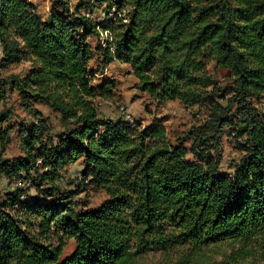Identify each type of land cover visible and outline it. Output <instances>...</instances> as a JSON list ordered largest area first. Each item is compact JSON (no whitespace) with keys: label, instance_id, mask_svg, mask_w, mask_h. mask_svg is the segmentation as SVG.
Segmentation results:
<instances>
[{"label":"trees","instance_id":"trees-1","mask_svg":"<svg viewBox=\"0 0 264 264\" xmlns=\"http://www.w3.org/2000/svg\"><path fill=\"white\" fill-rule=\"evenodd\" d=\"M104 1L93 21L87 6ZM97 26L112 33L114 51L107 40L91 48ZM93 52L102 68L128 64L156 105H204L205 117L171 135L162 121L102 115L96 98L110 97L115 82L90 85ZM20 62L30 64L25 75L0 72V178L45 184L49 199H21L18 186L0 195V264H138L149 252L171 264H264V115L255 104L264 96V0H51L46 20L31 1L0 0V68ZM7 89L36 118L19 121L23 155L13 159L3 156ZM35 103L58 113L59 133ZM227 128L242 151L231 174L219 169ZM78 158L75 189L61 191L54 181ZM87 184L108 198L76 211L72 197Z\"/></svg>","mask_w":264,"mask_h":264},{"label":"rangeland","instance_id":"rangeland-1","mask_svg":"<svg viewBox=\"0 0 264 264\" xmlns=\"http://www.w3.org/2000/svg\"><path fill=\"white\" fill-rule=\"evenodd\" d=\"M34 1L36 5V11L42 20H46L51 12V0H28ZM77 1V0H73ZM33 3V2H32ZM107 3L104 1L102 4H95V6L89 7L93 21H101L104 16V8ZM98 35H91L89 37V44L92 49L99 43L105 44L106 40L111 44L110 51H114V43L112 39V33L108 30H102L98 26L96 27ZM93 58L89 62V69L93 70L94 75L90 81V85L98 86L103 83L104 80H113L115 82L114 87L111 90L112 95L107 98H96L99 112L111 118H117L124 114H128L131 118L137 119L141 122V125L146 126L154 123V121H162L169 134L174 135L177 131H183L188 129L191 125H194L201 121L205 117V106L196 105L188 106L180 104L178 101H166L163 104L156 105V103L149 98V96L136 88V79L130 71L128 64L120 63L116 60H111L104 68L100 66V58L93 52ZM30 69L29 62H20L18 64H11L8 67L0 68L2 75L7 76L9 74H18L23 76ZM214 72V71H213ZM217 78L221 77L222 72L220 70L215 71ZM255 104L264 115V96L259 100H255ZM6 108H10L12 111L11 117L3 124L4 127L9 126L8 142L4 146L3 156L7 159H13L23 155L19 138L17 135V125L21 119H25L27 122H32L36 118L25 110L21 106L20 96L16 90H8L6 99L4 102ZM33 107L40 111L45 118L46 122L50 126L51 134L59 133L63 129V124L59 121V115L52 108L35 103ZM238 140L231 129H225L221 137L220 151L221 162L219 169L221 172L231 174L234 169V164L238 161L242 154V151L238 148ZM186 146H190V142L186 143ZM1 150V146H0ZM186 159L192 160V155L188 154ZM42 160L38 159L35 162V166L38 169V173H42L45 168L41 167ZM83 159H73L69 161L61 169V177L57 178L54 183L58 188L63 190H74L75 180L80 177L79 172L83 167ZM25 175L24 171L20 172ZM34 169L30 170L29 179H33ZM16 186L25 190L21 199L32 200L41 197L43 199H49L39 191L45 188V184L41 185L39 190L37 187L30 184V180H22L21 178L7 179L5 177L0 178V195L1 198H6V194L12 191ZM105 192L94 185L87 184L84 188L72 197L73 208L76 211L93 210L100 206L101 203L107 200ZM6 208L12 214L26 218H33V214L27 213V210L20 211L21 205H14L13 207L7 203ZM27 213V214H23ZM73 249V241L69 240L64 247L62 256H67ZM173 257V256H172ZM171 255L163 254L160 252H149L138 259V264H171Z\"/></svg>","mask_w":264,"mask_h":264},{"label":"crops","instance_id":"crops-1","mask_svg":"<svg viewBox=\"0 0 264 264\" xmlns=\"http://www.w3.org/2000/svg\"><path fill=\"white\" fill-rule=\"evenodd\" d=\"M31 2H33V3H34V1H31Z\"/></svg>","mask_w":264,"mask_h":264}]
</instances>
